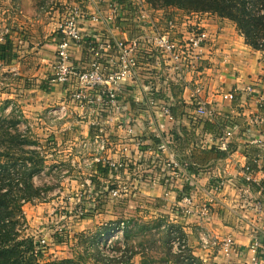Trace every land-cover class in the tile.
Here are the masks:
<instances>
[{"label": "crops", "instance_id": "crops-1", "mask_svg": "<svg viewBox=\"0 0 264 264\" xmlns=\"http://www.w3.org/2000/svg\"><path fill=\"white\" fill-rule=\"evenodd\" d=\"M43 1L0 0V31L9 30L7 44L0 46V100L2 103L12 102L8 108L0 111V115L4 110L5 114H11L14 107L37 127L34 129L45 139L42 142L45 149L65 154V162L72 167H83L102 184L116 181L127 188L128 192L122 195L121 200L101 206V212L91 219L96 221L95 228L111 222L110 219H103L108 209L134 208L136 205L132 199L137 196L145 197L153 206L164 201L166 204H163V209H166L167 218L171 223L182 226L191 259L197 258L203 264H252L250 245L256 234L264 235V212L259 214L255 211L247 191L263 201L264 192L244 184L240 171L248 164L257 169L263 159L262 151L254 142L264 140V126H252V114L248 108L244 109V100L245 90L250 85L264 93V50L250 47L236 25L227 19H219L214 14H201L199 19L191 15L192 23L200 22L203 26H220L223 29L215 38V44L206 50L205 62L197 73L166 77L155 70L145 73V95L161 97V101L171 103L174 123L161 113L159 106L152 105L143 112L132 101L120 112H111L110 124L104 127L106 135L113 140L109 156L116 159L124 157L131 166L110 174L105 172L104 164L98 166L92 163L97 128L76 121L83 110L81 107L71 104L72 118L59 121L58 124L47 117V109L65 103V90L71 89L57 86L51 90L48 83L57 54L55 30L65 5H81L91 15L98 11L107 15L109 10L93 4L91 0H49L47 9L42 10ZM166 14H174L182 21L187 19L189 13L173 7ZM116 26L125 27L128 36L134 37L129 25L119 21ZM89 32L97 38L111 33L116 36L123 34L116 29H107L103 23L93 25ZM185 33L186 27H183L180 34L182 36ZM73 55L77 67L87 65V47L79 50L75 46ZM163 78L167 80V85L159 83ZM198 84L204 88L201 99L213 114L193 126L190 122L197 111L195 88ZM229 92L235 93V100L224 98V94ZM136 94H140L139 90H136ZM228 131L235 134V144L230 154L221 153L207 145L211 137H223ZM158 135L163 140L168 138L177 156L190 159L199 175V199L195 202L197 212L190 216L182 215L180 209H177L178 213L173 210L172 200L182 190H188L185 181L176 184L170 200L165 197L162 166L154 162L156 146L161 141L156 137ZM141 154L144 155L142 159ZM219 174L225 176L227 184L217 200L212 202L208 195L211 187L209 181ZM153 176L155 180L151 181ZM78 177L66 179L62 187L63 195L77 190ZM260 181H264V175ZM24 209L32 230L41 221L45 209H52V204L29 203ZM48 214L51 212L48 211ZM136 221L132 220L130 224L134 223L135 227ZM204 236L214 240L234 238L238 244L237 254L227 258L218 247L204 248Z\"/></svg>", "mask_w": 264, "mask_h": 264}, {"label": "built area", "instance_id": "built-area-1", "mask_svg": "<svg viewBox=\"0 0 264 264\" xmlns=\"http://www.w3.org/2000/svg\"><path fill=\"white\" fill-rule=\"evenodd\" d=\"M91 1L95 5L106 7L109 13L104 15L101 11H98L97 14L91 15L81 5L70 6L66 4L64 13L58 18L55 30L57 54L52 64L51 78L48 83L51 90L57 86L62 88L71 87V89L66 88L65 90L67 92L65 103L47 109V117L53 121L54 119L64 121L72 118L71 104L74 103L81 107L83 110L76 121L81 124L85 122L91 128H97L96 134L98 137L95 139V149L92 151V163L98 166L104 164L105 172L113 174L131 166V163L127 162L124 157L116 159L109 156L113 140L106 135L104 127L110 124L111 112H120L132 101L143 112L148 111L152 105L159 106L161 113L174 123L175 118L171 103L161 101V97L145 95L143 88L145 86V73L155 70L163 77L183 73H197L205 62L206 50L215 44V38L223 28L220 26L210 28L203 26L200 22H190L191 15L199 19L201 14L211 15V13H189L186 20L180 21L174 14H166V11L173 7L156 8L149 0ZM49 4V0H44L41 9H47ZM119 21L132 28L134 37L128 36L125 27L116 26ZM101 23L107 29H116L123 32L122 36H116L113 33L101 38L93 36L89 30L93 25ZM183 27H186V33L181 36L180 31ZM8 35L9 30L7 28L0 31L1 47L7 44ZM75 46L79 50L87 47L88 63L84 67H77L74 64L73 49ZM163 79H160L159 83L167 85L165 82L167 80ZM136 90H139V95L136 94ZM203 90L201 84H198L195 88L197 111L190 122L193 126L213 114L207 108L206 102L201 99ZM224 98L235 100L236 96L234 92H229L224 94ZM245 108H248L249 113L252 114V126L263 127L264 93L259 92L253 85L248 86L245 90ZM24 119L34 129V125L25 117ZM40 120L42 121L43 118ZM156 137L161 141L156 146L157 156H155L154 162H159L162 166L164 187L166 188L165 197L170 200L176 184L179 181H185L188 190H182L181 194L172 200L173 210L177 212V209H180L182 215L190 216L197 212L195 209L198 206L195 202L199 199V175L193 169V163L190 159L175 154L171 147L172 143L169 142L168 138L163 140L161 135ZM43 141L45 139L40 138V142ZM234 144L235 134L232 131L226 132L223 137H211L207 141V145L218 149L224 154H230ZM254 144H257L262 151L263 159L257 169L250 164L242 167L240 176L244 184L255 186L259 189V192L263 193L264 181H260V178L264 175V140L256 141ZM40 148L47 154L45 152L47 149L42 147L41 143ZM140 158H144V155L141 154ZM45 159L47 164L49 159ZM63 162L65 160L60 162L50 160L48 166L50 168V166L62 164ZM66 163L68 164V162ZM48 166H45L46 170L42 173L37 174L33 182L36 187L45 186L46 183L57 187L49 192L42 191L41 198L36 199L34 202H24L23 209L29 203H50L52 209H57L53 199L75 200L74 205L70 203V205L62 207L75 209L74 215L66 222L67 226H63L70 233L73 232L78 223L94 219L101 212L102 209L100 208L103 204L113 200H121L122 195L128 192L127 188L121 183H115V181L102 184L101 180H97L93 174L85 171L83 167H72L69 164L68 168L61 172L58 177L47 178L45 176L47 169H49ZM78 173H80V177H78ZM68 177H78L79 183L75 192L63 195L62 187ZM150 179L154 181L155 177L153 176ZM209 183L211 187L208 189V195L213 202L222 193L227 181L224 175L219 174L211 178ZM247 194L255 211L262 214L264 212V201L254 198L249 191H247ZM204 212L207 213L208 211L205 210ZM51 213L53 214V212ZM117 222L111 220L107 223V225H111V232L106 235V238L118 239L121 236L124 237L125 231L134 227V223L130 224L125 220H122L119 224ZM29 228L30 224L28 222L27 232ZM43 228L45 227L43 226ZM55 230L63 231L60 227ZM39 237L41 239H34L36 253L47 242L44 236L39 235ZM202 244L204 248H210V246L212 249L220 248V251L227 258H232L238 252V244L232 237L214 240L204 236ZM250 252L253 255L252 264H264L263 234L262 236L258 234L254 236L250 245Z\"/></svg>", "mask_w": 264, "mask_h": 264}, {"label": "rangeland", "instance_id": "rangeland-1", "mask_svg": "<svg viewBox=\"0 0 264 264\" xmlns=\"http://www.w3.org/2000/svg\"><path fill=\"white\" fill-rule=\"evenodd\" d=\"M3 109L4 103H2V100H0V111H3ZM0 120H2L0 125L2 126L4 133H0L4 141L3 151L6 154V157H4V161L10 174V178L9 180H7L9 183H12L14 178L13 172L16 169L15 163L20 162L18 154L22 158L21 161H28L29 163L33 164L34 153H31V155L29 156L27 155L29 154V151L26 149L35 150L42 159H49L47 164L43 165L39 170L40 173L46 170L45 166H48L50 164V160H57L58 162H60L61 160H66L65 154L52 152L49 151V149L47 148V150L45 151L47 152V155L44 153L43 149H41L39 145H29V142H33V140L40 141V138H44L38 134L39 132L37 129H33L28 124V121L25 120L20 125V119L18 115H13L9 118ZM54 122L58 124L59 120L54 119ZM5 133L7 135H5ZM16 133L20 134L23 140H27V142H24L21 146V149H23L22 152L18 149V143L12 141ZM12 143L15 144V148L18 150L12 148ZM40 143L41 146L44 147L43 143ZM55 166H50V168L48 166L49 169H47L45 177H58L61 172L65 171L68 168V164L66 162H63L62 164H57ZM38 183L40 184L39 181ZM56 187V185H49L48 183H46L45 186H40L38 188L41 192H49L50 190ZM10 188L11 187H7L6 191ZM132 200L136 205L134 208L129 209L128 207V209H108L103 219H110V221H118L119 219V221L125 220L129 223H131L132 220H138L141 223L139 231L143 232L144 235L139 234L138 238L136 236L131 242V244L139 243L146 239H152L153 237H155L158 241V244L162 247H165V245L162 243V238L164 237L165 232H168L167 222L165 220V218L167 219L165 212L166 209H163V204L166 203H164V201L158 202V206H153V204H150L146 201L145 197L139 196L135 197V199ZM53 202L55 203V205H57V209H45L41 217V221H39L36 227H34L32 230L31 228H29L27 232V224L29 222L28 220L25 226L23 227V233L26 238H31L32 236L34 239L37 240L41 239L39 237V235H41L44 236L47 240L46 245L40 251L38 250V253L35 252V249L33 251V254L36 257L38 264H61L62 262L68 260L74 261L70 264H112L111 261H108L109 258L108 260L105 259L106 256L112 257L113 255H115L116 252H114V248H120L121 250L125 249V241H123V236L118 239L106 238V235L111 230V225L102 224L95 228L94 226L96 225V221L88 220L84 224L75 226L72 233L67 232L63 226H67L66 222L69 221L71 219L70 217L74 215L75 209H65L62 207L70 205V203H72L71 205H74L75 200H68L66 198H56L53 199ZM122 206L123 204L120 205V208ZM48 211L53 212V214H48ZM43 226L45 228H43ZM59 227L63 229L62 232L60 230H55ZM172 238L173 243L171 251L173 254H181L186 259H188L184 260V257H181V260H183L185 264H203V261L201 262L197 258L191 259L190 253H184L185 249L188 248L187 242L185 243L183 240H180L179 235L177 233L174 232L172 234ZM137 247L138 245L136 244L135 251L138 250ZM152 256L154 257L152 258L151 256H137L134 259V264H143V262H145V264H175L173 260L168 261L167 258H165V253L160 252L159 250L158 252H154ZM102 259H105V261L103 262Z\"/></svg>", "mask_w": 264, "mask_h": 264}, {"label": "trees", "instance_id": "trees-1", "mask_svg": "<svg viewBox=\"0 0 264 264\" xmlns=\"http://www.w3.org/2000/svg\"><path fill=\"white\" fill-rule=\"evenodd\" d=\"M119 1L124 2V0ZM149 2L156 8L174 7L187 13H211L221 19H227L236 25L239 33L245 37V41L250 47L254 50H264V0H149ZM11 103V101H6L4 108H8ZM13 115L19 116L20 125L25 121L22 113L15 108L9 115L5 114L4 110L3 114L0 115V119H6ZM1 122L2 120H0ZM0 133L4 134L1 125ZM5 135L7 134L5 133ZM12 141L18 143V149L21 152L23 151L21 149L22 144L27 142L17 133ZM3 142V137L0 135V264H38L33 254L35 249L34 238L32 236L33 240L26 238L23 233V227L27 223L23 205L24 202H34L36 199L41 198V191L35 186L33 180L40 173L41 167L46 164V159H42L35 150L26 149L29 151L27 155L30 156L31 153H34L33 164H31L28 161H21L22 158L18 154L20 162L15 163L14 178L12 183H9L7 180H9L10 174L4 161L6 154L3 151ZM29 145L40 146V141L33 140V142H29ZM12 148L16 149L13 143ZM7 187L11 188L6 191ZM165 220L168 232H165L162 243L166 248L160 246L155 237L131 244L136 236L138 238L139 234L144 235L143 232L139 231L141 223L137 220L135 227L126 230L124 233L125 249L114 248L115 255L112 257L106 256L105 259L108 260L109 258L108 261H111L112 264H134V259L137 256H151L153 258L152 254L159 250L165 253V258L168 261L173 260L175 264H185L181 260V257H184L183 255H175L171 251L172 234L174 232L179 235L180 240L184 241V238L186 239L182 226L171 223L169 218H165ZM120 222L118 221L117 224ZM136 244L138 245L137 251H135ZM184 253H189V249H185ZM105 259H102V261L104 262ZM64 262L61 264H70L74 261Z\"/></svg>", "mask_w": 264, "mask_h": 264}]
</instances>
